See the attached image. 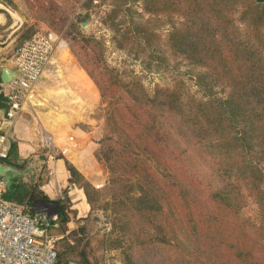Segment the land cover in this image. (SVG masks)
<instances>
[{
	"label": "trees",
	"instance_id": "1",
	"mask_svg": "<svg viewBox=\"0 0 264 264\" xmlns=\"http://www.w3.org/2000/svg\"><path fill=\"white\" fill-rule=\"evenodd\" d=\"M104 1L114 46L145 71L185 64L199 96L178 78L150 95L135 77L99 69L102 42L81 37L93 62L76 52L78 63L106 102L93 156L108 183L96 189L66 165L90 207L72 229L67 199L30 193V204L56 209L50 234L69 231L56 239V264H93L81 249L80 262L72 258L96 207L110 213L105 242L123 264H264V1ZM32 33L27 27L20 44ZM15 157L10 142L4 162Z\"/></svg>",
	"mask_w": 264,
	"mask_h": 264
},
{
	"label": "crops",
	"instance_id": "2",
	"mask_svg": "<svg viewBox=\"0 0 264 264\" xmlns=\"http://www.w3.org/2000/svg\"><path fill=\"white\" fill-rule=\"evenodd\" d=\"M8 67L9 64L0 62V122L7 106L1 71ZM81 74L57 52L54 63L35 87L37 96L24 107L10 133V142L16 144V157L11 159V164L3 161L1 166L6 183L5 199L32 210L39 202H28L32 191L50 201L67 199L73 211L69 228L76 225V220L85 218L90 207L83 189L70 182L66 165L92 187L101 186L98 163L93 156L98 139L90 129L84 128L85 119L78 107L74 109L75 103H70L73 97H86L87 90L93 93Z\"/></svg>",
	"mask_w": 264,
	"mask_h": 264
},
{
	"label": "rangeland",
	"instance_id": "3",
	"mask_svg": "<svg viewBox=\"0 0 264 264\" xmlns=\"http://www.w3.org/2000/svg\"><path fill=\"white\" fill-rule=\"evenodd\" d=\"M8 1L9 2L0 1V59H7H2L3 61L0 62L9 64V59L13 55L15 48L20 44L19 37L27 27H32V34L46 30L56 33L61 38V43L64 47L55 51L54 58L57 56V52L61 53L64 59L71 62L72 65L80 70L82 73L81 78L86 79L93 89V93L87 90L86 97H73V102L70 103H75L74 109L77 110L78 107L81 117H83L87 123L86 125L84 124V128L92 131V136L98 139L97 143L103 135L106 102L102 100L93 81L78 63L76 52L79 53L81 60H90L93 62L90 48H86L85 52L81 48L83 44L80 39L83 35H92L102 42L101 59L103 63H101L100 60L98 64L99 69L102 71L104 70V65H106L114 69L124 81L135 77L140 80L141 84L150 95L153 93L156 86L171 87L175 79L178 78L184 81L191 93L199 96L197 87L194 84V77L190 74L185 64L181 65L177 72L174 70L160 72L145 71L139 60L134 59L126 51L120 50L114 46L111 40V31L101 22L103 14L110 8L108 1ZM139 8L140 7L137 6L138 10ZM67 17L69 18L67 19ZM166 30L167 27L162 30L163 33H165ZM86 53L88 55H86ZM54 58L52 64L54 63ZM89 65L92 67L91 69H94V66L90 62ZM35 96H37L36 88L32 100ZM80 125L84 126L83 124ZM97 167L101 186L96 189H101L108 183V173L100 163H98ZM1 169L2 167H0V173ZM33 210L40 211L48 216H52L56 212L53 205L43 201L37 202ZM246 213L248 212L246 211L245 214ZM109 217V212H104L98 207L93 209L89 217L91 222L85 229L86 235L88 234V242L82 247L80 245L78 246L74 258H72L73 261L80 262L76 253L81 249L84 251L87 259L93 264H123L117 249L109 248V245L105 242V234L111 228ZM67 229L72 228H69L67 225ZM62 233L63 231L57 230L54 236L59 238L64 235L69 236V231H66V228L64 234Z\"/></svg>",
	"mask_w": 264,
	"mask_h": 264
},
{
	"label": "built area",
	"instance_id": "4",
	"mask_svg": "<svg viewBox=\"0 0 264 264\" xmlns=\"http://www.w3.org/2000/svg\"><path fill=\"white\" fill-rule=\"evenodd\" d=\"M61 44V38L52 31L36 32L18 45L9 59L14 77L4 83L7 106L0 122V167L9 151L14 123L32 100L37 83ZM5 191L0 173V264H56L57 237L49 232L56 214L48 216L7 200Z\"/></svg>",
	"mask_w": 264,
	"mask_h": 264
},
{
	"label": "water",
	"instance_id": "5",
	"mask_svg": "<svg viewBox=\"0 0 264 264\" xmlns=\"http://www.w3.org/2000/svg\"><path fill=\"white\" fill-rule=\"evenodd\" d=\"M14 77V71L9 68H4L1 71V80L4 83L9 82Z\"/></svg>",
	"mask_w": 264,
	"mask_h": 264
},
{
	"label": "bare ground",
	"instance_id": "6",
	"mask_svg": "<svg viewBox=\"0 0 264 264\" xmlns=\"http://www.w3.org/2000/svg\"><path fill=\"white\" fill-rule=\"evenodd\" d=\"M61 45H63V44H61Z\"/></svg>",
	"mask_w": 264,
	"mask_h": 264
}]
</instances>
